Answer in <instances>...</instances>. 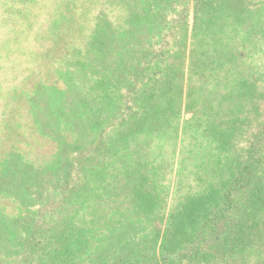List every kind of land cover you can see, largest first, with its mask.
<instances>
[{
	"label": "trees",
	"instance_id": "1",
	"mask_svg": "<svg viewBox=\"0 0 264 264\" xmlns=\"http://www.w3.org/2000/svg\"><path fill=\"white\" fill-rule=\"evenodd\" d=\"M51 17L77 72L0 114V264H84L92 237L94 264H264V0H60ZM69 107L77 144L47 177L12 118L52 135ZM122 222L140 231L96 229Z\"/></svg>",
	"mask_w": 264,
	"mask_h": 264
},
{
	"label": "rangeland",
	"instance_id": "2",
	"mask_svg": "<svg viewBox=\"0 0 264 264\" xmlns=\"http://www.w3.org/2000/svg\"><path fill=\"white\" fill-rule=\"evenodd\" d=\"M58 1L60 0H27V2L23 1L22 3L21 0H0V114H3L2 116H5L7 112H10L15 106H20L17 112H19L22 107L25 108L30 101L29 97L33 98L37 93L41 92V84L48 85L50 82L52 83L57 80L53 79L54 77H52V75L60 76V69H71L75 74L77 72V64L75 66L69 64L72 60L75 62L77 59H72L68 55L70 52H75L71 51L73 47L68 52H63L60 49V45H55L56 40L58 39L53 29L55 21H52L53 17H51V19L49 18ZM55 16L56 18L58 16L60 19V11H56ZM15 26L25 28L23 33L30 34L32 41L29 43V46L27 45L24 48H16V50L11 47L10 42H12L11 39L15 33ZM192 31V29L189 31V40H191ZM52 40L54 41L53 44H51ZM78 48L81 50L82 47L80 46ZM63 53L67 54L65 55L66 58H68L67 62L62 61L61 57L63 56ZM39 56H43V60L40 59ZM36 59L38 61H36ZM91 59V63L87 68L90 75L95 70L96 61L98 60L96 53H93V51L91 53ZM88 61L89 59H84V62ZM32 67L35 68L36 72L30 75L29 79L24 81L22 79H17L20 77L19 74L22 69H30ZM39 81L42 82L38 83ZM14 85H18L15 92L22 97V99L14 100ZM51 87L54 88L53 86ZM54 93H56V90H54ZM42 94V96L45 95L44 93ZM55 96L60 98V95L58 94ZM56 101L58 102L57 98ZM58 106H60V103H58ZM68 110L69 112L66 113L69 115L70 119L61 118L60 110L55 112L54 116L58 123L56 122L57 125L53 123V130L55 126L56 133H53L52 135L40 133L38 130V128L40 129V126H35L33 119L28 118L25 115L21 118V116H17L16 112L14 114L15 116L12 118V120L22 123L16 138L23 140L20 142H23L24 148L31 155L29 159L37 166L39 165V170H45L44 175L47 177L51 176L50 174L53 169L51 170L50 168H54L60 162H63L68 154L72 155V150L77 144L78 136L74 125L76 119L70 113L73 112V109L69 107ZM6 118H8V114ZM60 132L62 135L61 138ZM162 136L165 138L164 140L167 145V156L169 157L172 155L174 163L179 162L181 152L180 146L169 143L168 134ZM173 142H175V140H173ZM3 146H1V148ZM48 193L49 192L44 194L43 198L46 199ZM168 209L169 208L162 211L164 214L163 218L161 217L157 219L156 225L158 228L160 227L163 229L166 226ZM5 212H7V215L9 216L17 214L14 204L6 207ZM106 225L107 224H104L102 228L100 226L96 228L97 230H101L100 232L103 234V238L106 241L113 237V233L126 234L129 232L137 233L140 231V224H132V226H129V224H124V222H122L121 224ZM105 227L108 228V230ZM95 239L96 238L92 237L91 240L94 241ZM126 239L125 235L121 237L122 242H125ZM93 241L89 242L90 247L83 252L81 258H78L84 264L89 262L93 256L92 250L96 248V245L92 244ZM92 260L91 264H94L95 258H92ZM88 264H90V262Z\"/></svg>",
	"mask_w": 264,
	"mask_h": 264
}]
</instances>
